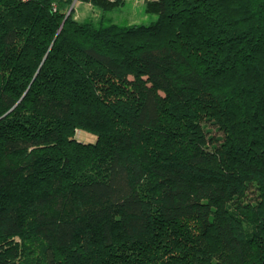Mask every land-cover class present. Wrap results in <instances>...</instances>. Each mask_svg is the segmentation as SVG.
I'll use <instances>...</instances> for the list:
<instances>
[{
    "label": "trees",
    "instance_id": "1",
    "mask_svg": "<svg viewBox=\"0 0 264 264\" xmlns=\"http://www.w3.org/2000/svg\"><path fill=\"white\" fill-rule=\"evenodd\" d=\"M71 1L0 0V264H264V0Z\"/></svg>",
    "mask_w": 264,
    "mask_h": 264
},
{
    "label": "rangeland",
    "instance_id": "2",
    "mask_svg": "<svg viewBox=\"0 0 264 264\" xmlns=\"http://www.w3.org/2000/svg\"><path fill=\"white\" fill-rule=\"evenodd\" d=\"M73 12V17L81 21L86 18L96 20L100 16V11L92 7L89 2H82L80 0H72L66 6V13ZM113 23L124 24H143L147 25L155 20V16L144 11V0H124L123 4L117 9L106 14ZM75 138L82 142H92L93 136L77 131Z\"/></svg>",
    "mask_w": 264,
    "mask_h": 264
},
{
    "label": "built area",
    "instance_id": "3",
    "mask_svg": "<svg viewBox=\"0 0 264 264\" xmlns=\"http://www.w3.org/2000/svg\"><path fill=\"white\" fill-rule=\"evenodd\" d=\"M19 1L26 2V1H29V0H19Z\"/></svg>",
    "mask_w": 264,
    "mask_h": 264
},
{
    "label": "water",
    "instance_id": "4",
    "mask_svg": "<svg viewBox=\"0 0 264 264\" xmlns=\"http://www.w3.org/2000/svg\"><path fill=\"white\" fill-rule=\"evenodd\" d=\"M69 11H70V10H68V12L65 14V17L69 14Z\"/></svg>",
    "mask_w": 264,
    "mask_h": 264
},
{
    "label": "bare ground",
    "instance_id": "5",
    "mask_svg": "<svg viewBox=\"0 0 264 264\" xmlns=\"http://www.w3.org/2000/svg\"><path fill=\"white\" fill-rule=\"evenodd\" d=\"M66 14V13H65Z\"/></svg>",
    "mask_w": 264,
    "mask_h": 264
}]
</instances>
